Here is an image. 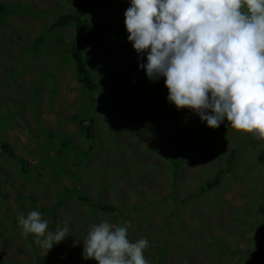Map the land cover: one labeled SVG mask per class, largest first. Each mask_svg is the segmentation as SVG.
Instances as JSON below:
<instances>
[{"label": "rangeland", "instance_id": "obj_1", "mask_svg": "<svg viewBox=\"0 0 264 264\" xmlns=\"http://www.w3.org/2000/svg\"><path fill=\"white\" fill-rule=\"evenodd\" d=\"M0 2L5 5L0 14V141L3 131L13 136L14 152L23 158L16 167L0 150V264H36L42 258L41 264H97L82 258L83 238L90 225L102 220L126 227L133 243L147 238L149 250L144 256L149 262L257 264L258 251V264H264L260 235L264 232V162L258 158H264V141L252 133H239L226 122L217 129L209 127L208 134L206 122L193 111L188 109V119H182L180 110H173L164 78L150 87L153 81L139 79V64L147 62L146 54L131 60L137 54L119 53L118 42L106 35L113 0H84L80 13L90 25L83 26L75 42L84 39L79 51L92 72L91 93L79 87L72 64H67L70 25L59 33L52 30L40 45L34 43L57 12L47 10L66 11L71 3ZM9 9L12 14H6L2 27L1 19ZM140 93L145 95L142 100ZM107 97L116 102L107 106ZM77 108L76 121L67 124ZM167 112L173 116L163 122ZM134 116L139 130L130 125ZM87 117L94 121L95 143L89 152L83 134ZM66 133L69 141L70 135L74 137L73 147L48 165L49 154L55 152L48 144L58 149L61 142H54L65 139ZM196 144V152L190 155L188 149ZM204 148L212 151L205 160L200 157ZM73 157L78 164L71 165ZM184 161L189 162L184 165L187 169L177 185H170ZM64 164L73 171L88 202L102 201L116 211H102L80 202L77 193H68L72 176L59 174ZM224 165L228 174L217 185L201 188L203 179L212 178L209 175ZM178 185L183 195L178 196ZM33 210L42 213L51 231L62 227L67 218L69 235L48 252L33 234L21 235L19 217L26 218Z\"/></svg>", "mask_w": 264, "mask_h": 264}, {"label": "clouds", "instance_id": "obj_2", "mask_svg": "<svg viewBox=\"0 0 264 264\" xmlns=\"http://www.w3.org/2000/svg\"><path fill=\"white\" fill-rule=\"evenodd\" d=\"M113 3L106 31L108 40L118 42V47L121 43L125 44L127 54L136 53L137 56L131 60L146 54L147 62L139 64L140 75L128 68L134 70L139 79L147 77L153 81L149 87L157 86V81L164 78V86L168 89L167 101L180 110L182 119H188L186 111L189 109L199 116L201 122H206L208 134H211L209 127L217 129L226 122L237 132L252 133L254 138L264 141V0H113ZM0 5L3 3L0 2ZM4 11L1 10L0 14ZM6 14L11 16V9L1 19L2 27H5L3 20ZM82 34L75 37L74 42ZM72 40L71 36L66 45ZM83 42L81 38L79 44ZM2 43L5 44L3 48H7V44ZM79 44L75 42L74 50L75 47L81 48ZM68 63L72 64L74 72V64L71 61ZM130 64L133 66L134 62ZM75 80L79 87L93 92ZM46 101L49 102L47 95ZM105 101L107 106L116 102L109 97ZM77 114L78 108L68 119L76 121ZM134 120L131 124L128 120L129 124L139 130L140 123ZM86 122L85 128L89 126L93 134L94 121L91 120V125L87 119ZM3 135L2 140L7 144L0 149L1 154L17 167L23 158L14 152L13 136H8L5 131ZM86 143V152H89L95 143L94 138H88ZM30 145L36 147L31 142ZM197 148L198 144L189 148V154L193 155ZM211 155L212 151L204 148L200 157L205 160ZM188 163L184 161L179 165L170 185L178 184L179 176L187 169L184 165ZM226 171V165L218 167L209 175L212 178L205 177L201 185L213 181L218 172L216 183L212 184L217 185L222 176L228 174ZM193 178L194 184L195 176ZM178 187L181 190L178 196L183 195L185 192L181 185ZM19 224L22 226L21 235L27 237L33 234L35 242L47 252L62 242L70 231L67 218L62 227L49 230L48 221L36 210L30 211L26 218L21 214ZM145 250H149L147 238L133 243L127 238L126 227L102 220L90 225L83 238L82 258L94 259L97 264L154 262L146 260Z\"/></svg>", "mask_w": 264, "mask_h": 264}, {"label": "trees", "instance_id": "obj_3", "mask_svg": "<svg viewBox=\"0 0 264 264\" xmlns=\"http://www.w3.org/2000/svg\"><path fill=\"white\" fill-rule=\"evenodd\" d=\"M67 1H70L72 2L71 4H73L70 9L62 12L60 11L59 9H54V10H47L49 11L50 13H52L53 11H57V12H54V15L51 16L50 18V21L46 24V26H44L41 31L37 34V37L34 39V43H36V45H40L41 43L44 42V40H46V38L48 37V35L50 34V32L52 30H58L57 33H59V30L62 28V27H66L68 25H72L73 27V30H72V38L73 40L69 43V48L68 50H65L66 51V55H68V62H72L74 64L73 66V70H74V76L75 78L80 81V83H82L83 86H85L89 91L90 90H93V86H92V72L90 71V68L87 67V63L84 62L81 58V54H80V49H77L75 47V50H74V46H75V42H74V39L75 37L79 36L82 34V28L83 26H85L86 24L87 25H90L85 18L82 17V8L84 6V0H67ZM2 12L5 10V5H0V12ZM14 11V10H13ZM16 12V11H14ZM81 13V14H80ZM118 31L120 32L119 28H118ZM122 32H123V29H122ZM60 35V34H59ZM61 36V35H60ZM117 39V37H116ZM130 45L132 46V43H130ZM118 52L119 53H126L128 52V49H127V46L125 44H120L119 47H118ZM45 71V70H44ZM144 94L140 93V97L139 99L142 100L144 99ZM164 100V99H163ZM163 108V106H162ZM173 110H177L176 107L174 106L173 107ZM184 110V109H182ZM168 115H166V117L163 119V122H166L168 120L169 117H172L173 116V113H170V112H167ZM134 122H138L137 119L138 117L134 116ZM87 120L88 122L90 123V125L92 124L91 123V120L89 117H87ZM139 120H140V117H139ZM67 124H72V121L71 120H67ZM89 126L86 127L84 130H83V134L85 135V137H88L89 139L92 138L91 136V133H90V130H89ZM66 130L70 133V129L66 128ZM152 134H154L152 132ZM72 141L75 142L74 140V137L72 135H70ZM72 141H69V138H68V134L66 133L65 134V139H62L61 137L57 138L56 141L54 142L55 143H58V142H61V145L59 146L58 149H56V147L53 145V144H48L50 145V147L53 146L52 150L51 151H55L53 156H51V153L49 154V162H55L57 163V160L58 158L61 159V151L64 150V152H67L69 151V149L71 147H73V143ZM7 143L3 140L0 141V149H4L5 148V145ZM34 145L38 146L36 143H34ZM7 148H10L11 147L9 145H7ZM67 148V149H65ZM56 149V150H55ZM234 151L233 150H230V153H233ZM261 161L264 162V158L262 156H259L258 157ZM66 159H68V156H66ZM69 161H71V165H75L77 160H75V158H71ZM260 162V161H259ZM59 174L63 175V174H69L72 176L71 180H72V185L70 186V188H68V193H77L78 194V198H79V201L80 202H88V199L85 195H82L81 194V189L79 188V186L77 184H79V182H76V179H75V175L73 173V171H71L68 166H66V164H64L62 166V169L60 170ZM217 176H218V172H216V178L213 180V181H209L207 182L206 185H202L201 188H209L211 187L212 184H215L216 183V180H217ZM89 204H91L92 206H94V208H97V209H100L102 211H110L112 212L113 210H115V208L111 205V204H106L102 201H99V202H88ZM262 208L259 207V211H261ZM116 211V210H115ZM264 231V230H263ZM262 239H264V232L262 234H260ZM159 249L162 248V247H158ZM254 249V247H253ZM257 251V250H255ZM260 256H261V253H259L257 251V259H256V262L257 264L259 263V259H260ZM45 260L44 258L42 259H38L36 261V264H41V263H44Z\"/></svg>", "mask_w": 264, "mask_h": 264}, {"label": "crops", "instance_id": "obj_4", "mask_svg": "<svg viewBox=\"0 0 264 264\" xmlns=\"http://www.w3.org/2000/svg\"><path fill=\"white\" fill-rule=\"evenodd\" d=\"M17 12V11H16ZM18 13V12H17Z\"/></svg>", "mask_w": 264, "mask_h": 264}]
</instances>
